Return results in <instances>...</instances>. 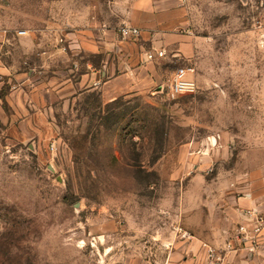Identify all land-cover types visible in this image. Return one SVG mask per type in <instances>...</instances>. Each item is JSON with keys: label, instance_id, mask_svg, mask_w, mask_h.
<instances>
[{"label": "rangeland", "instance_id": "obj_1", "mask_svg": "<svg viewBox=\"0 0 264 264\" xmlns=\"http://www.w3.org/2000/svg\"><path fill=\"white\" fill-rule=\"evenodd\" d=\"M80 1L0 0V264L166 263L264 175V0H170L136 81L95 86Z\"/></svg>", "mask_w": 264, "mask_h": 264}, {"label": "crops", "instance_id": "obj_2", "mask_svg": "<svg viewBox=\"0 0 264 264\" xmlns=\"http://www.w3.org/2000/svg\"><path fill=\"white\" fill-rule=\"evenodd\" d=\"M81 0L80 9L75 11L76 19L84 26L78 29L75 37L84 45V51L93 55H103L101 69L95 64H86L91 69L92 86L99 85L104 78L111 79L113 74L124 73L130 81H136V68L150 63L144 53V41L155 43L157 36L164 33L163 25L168 23L170 0H96L89 5ZM86 22V23H85ZM121 25H129L139 31L137 39L124 40L118 34ZM194 40L190 39L193 47ZM154 46V44H152ZM188 58L191 59L190 56ZM146 60V62H145ZM143 63V64H142ZM194 74L191 75L196 83ZM253 144L263 146L262 140ZM221 146V145H220ZM263 172L250 173L245 179L237 182L231 178L221 183L222 196L219 198V213L215 225L204 226L200 232L211 234L204 240L193 237L192 242H185L169 253V257L161 264H209L208 249L216 248L222 253V264H264V238L260 250L251 254L245 250L225 252L228 238H232L240 222L243 210L253 209L264 215V175ZM217 222V223H216ZM228 233V236L225 233ZM184 250L182 251V249Z\"/></svg>", "mask_w": 264, "mask_h": 264}, {"label": "built area", "instance_id": "obj_3", "mask_svg": "<svg viewBox=\"0 0 264 264\" xmlns=\"http://www.w3.org/2000/svg\"><path fill=\"white\" fill-rule=\"evenodd\" d=\"M122 38H136L139 36L137 29L129 26H123L118 30ZM159 57H163L164 53L160 52ZM153 59V56H150ZM193 68L177 69L171 78L168 87V96L176 99L180 96L191 95L197 90L196 83L189 78L194 74ZM225 235L228 236L226 232ZM264 238V215L253 209L243 210L240 213V222L238 223L232 238L227 239L225 252L235 250H245L254 254L260 250L262 239ZM207 260L209 264H222V253L216 248L208 249Z\"/></svg>", "mask_w": 264, "mask_h": 264}]
</instances>
